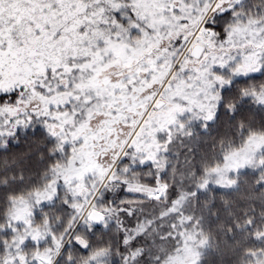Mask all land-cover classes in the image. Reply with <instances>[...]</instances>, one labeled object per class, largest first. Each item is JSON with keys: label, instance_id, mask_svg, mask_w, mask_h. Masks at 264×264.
Instances as JSON below:
<instances>
[{"label": "snow or ice", "instance_id": "1", "mask_svg": "<svg viewBox=\"0 0 264 264\" xmlns=\"http://www.w3.org/2000/svg\"><path fill=\"white\" fill-rule=\"evenodd\" d=\"M0 264H264V0H0Z\"/></svg>", "mask_w": 264, "mask_h": 264}]
</instances>
